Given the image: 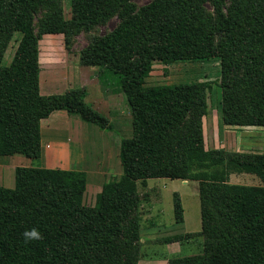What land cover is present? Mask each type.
<instances>
[{"label": "trees", "instance_id": "16d2710c", "mask_svg": "<svg viewBox=\"0 0 264 264\" xmlns=\"http://www.w3.org/2000/svg\"><path fill=\"white\" fill-rule=\"evenodd\" d=\"M69 1V18L56 15L36 35L34 13L55 0H0V59L13 32L21 34L9 64L0 63V157L38 162L15 167L13 187L0 186V264H138L139 225L132 213L141 204L137 181L145 185L148 178L198 184L200 231L162 242L187 243L199 234L201 248L171 255L167 264H264V153L203 147L204 83L143 86L153 60L218 56L222 122L264 126V0H230L228 15L222 14L225 0H150L139 7L127 0ZM117 10L116 26L88 42L78 59L102 67L100 82L123 94L132 135L120 142L122 173L104 181L95 204L86 206L84 171L39 165L40 120L56 109L100 126L104 118L74 88L40 94L38 40L61 33L66 45L71 25L90 26ZM243 64L250 66L246 78L239 74ZM233 172L260 184L229 182ZM172 197L174 222L181 223L180 198ZM33 228L42 239L26 241L23 233Z\"/></svg>", "mask_w": 264, "mask_h": 264}, {"label": "rangeland", "instance_id": "374dc122", "mask_svg": "<svg viewBox=\"0 0 264 264\" xmlns=\"http://www.w3.org/2000/svg\"><path fill=\"white\" fill-rule=\"evenodd\" d=\"M149 1L150 0H127L128 4L135 7L144 5ZM229 4L230 0H225L224 6L222 7V14L228 15ZM204 7L210 16L213 18L216 17L217 13H215L208 3H205ZM118 11L119 10L111 13L104 21L90 26L74 27L71 25L67 30L68 33L65 34L67 39L66 45L63 40L64 36L61 33H45L42 35L40 34L41 36L39 37V45L42 52L41 57L51 55L52 60L56 64L60 63L59 74L62 75L64 73L62 68H65L62 64L67 63L68 65V78H65V75L60 76L55 70L52 72L54 79H48V88H50V84L52 83V93H61L66 89L74 88L79 92H82L84 101L104 118L103 126H100L81 119L77 114H70V134L72 140L77 141V145L76 143H73L76 145V149H72L69 152L71 168L68 170H82L85 172V189L82 193V203L86 206H93L95 204L96 196L101 190V185L104 181L116 179L122 173L119 159L120 142L122 139L129 138L132 135L131 114L125 103L123 94L121 92L112 91L100 82L98 74L103 70L102 67L85 66L89 70L84 72L78 59L79 51L88 42L97 39L116 26L119 22ZM58 14H61L64 19L69 18V0H55V5L53 7L38 8L34 13L32 22L34 33L37 35L41 28L42 30L45 29V24ZM221 36L222 32H216L214 35V43H217ZM20 37L21 34L19 32H13L3 50L0 59L1 65L6 66L9 64ZM44 38H47L45 44H52L51 48L45 47ZM49 40H52V42ZM46 48L49 50L46 51ZM48 51L52 52L49 53ZM249 69L250 66L243 64L242 68L239 70L240 76L246 78ZM193 82H202L206 85V107L205 112L201 117L203 147L207 150L223 149L224 151H234V144L236 141V139L234 140V130L237 128L235 126L238 125H228L226 127V135L225 131L223 133L224 137L217 134L215 129L218 121L222 118V88L220 86L221 63L218 56L181 59L170 63L153 60L151 69L148 75L144 78L143 86ZM40 86H46L45 83H41V79ZM211 129H213L212 132ZM211 136H213V148H210V145H212ZM258 136L260 137L256 141L259 146H257L255 150L264 151V133H261V135L258 134ZM242 137L243 135H241V138ZM243 140L245 141L246 139ZM237 143L240 142L237 141ZM236 152L252 151L240 149ZM20 157L22 163L19 166L38 165L36 160H30L25 156ZM14 164L19 163H14V160L9 159L8 163H5V166L2 169L4 187L11 188L14 185V168L12 167ZM216 167L220 169L221 165H217ZM227 179L229 182L245 185L260 184L253 175L244 173H230ZM159 183L167 185L162 188L161 185L158 186ZM195 184L198 188L197 182ZM188 187L194 188V184H190ZM171 188H177V190L182 191L183 184H181L178 179L170 180L168 178H148L145 185H142L137 181V189L140 194V203H142V207L139 206L132 215L137 219L139 225L138 246L139 254L142 255V257L166 256L164 244L162 242L163 237L171 234L173 230H175V232H181L183 230L180 225L174 223L172 211L173 193H170L169 191ZM157 195H159V197ZM151 197L153 200L158 201L159 199L160 207L162 208V213L159 215L153 213L152 216L148 213L147 201ZM151 218L155 223H163L162 231H157L155 233L148 232V224L151 222ZM157 229L158 227L156 230ZM163 230H165V232ZM201 242L202 236L197 234L187 243H182L180 255L194 254L198 252L201 248ZM170 256L171 255H169V257Z\"/></svg>", "mask_w": 264, "mask_h": 264}, {"label": "crops", "instance_id": "0c3cea01", "mask_svg": "<svg viewBox=\"0 0 264 264\" xmlns=\"http://www.w3.org/2000/svg\"><path fill=\"white\" fill-rule=\"evenodd\" d=\"M55 34H60V33H55ZM45 41H47V38H44V44H45ZM49 41L52 42V40H49ZM39 44H40V39L38 40V47H39L38 63L40 67L39 75H38L39 92L42 95L62 94L66 90H64V92H61V93L60 92L52 93V87H51L52 83L50 84V88H48L49 87L48 79L50 78L54 79V76L52 74L54 70L59 74V64L60 63L56 64L52 60L51 55L41 57L42 52H41V48ZM45 45H46L45 47H48V48H51L52 46V44H45ZM47 50L49 49L46 48V51ZM48 52L51 53L52 51H48ZM62 65L65 67V68H62L64 73L63 75L62 74H59V75L60 76L65 75V78H68L69 77L68 76V65L67 63H63ZM81 67H83L84 72H87L89 70L85 66L81 65ZM40 79H41V83H45L46 86H43V87L40 86ZM220 121H218L217 127L215 128L216 133L224 137L223 133L225 131V135H226V127L228 125H225L222 123V121L221 122ZM69 125H70V114H68L67 111L64 109L53 110L50 112V114L47 117L42 118L40 120V138H41L40 141H41L42 156H41L39 165L47 167V168H60V169H70L71 168L69 152L72 149H76L77 141L72 140ZM235 127L237 128L234 130L235 132L234 140L236 139L235 144H234L235 145L234 151H237V150L239 151L241 149V150L252 151L253 153H264V151L255 150L257 146H259L258 142L256 141L260 137L258 136V134L261 135V133H264V129H263L264 126L247 125V126H235ZM212 131L213 129H211V132ZM203 132H204V129H203ZM241 135H243L242 138H241ZM212 138L213 136H211L212 145H210L211 146L210 148L214 147ZM243 139H246V140L244 141ZM237 141H239L240 143H237ZM73 143H76V145ZM246 145H249V146H246ZM20 156L22 155L14 154V155L0 157V186H3V170L2 169L4 168L5 163H8L9 159L14 160V163H19V164L12 165V167L15 169V167L21 165L22 163L21 162L22 159ZM244 174H247V173H244ZM170 180H175V179H170ZM194 182L196 183L197 181L180 180V183L183 184L182 191L177 190V188H171L169 190L170 193L176 192L178 194L180 201H181L182 209H183V220L181 223H176V225H180L182 227L181 229L183 230L181 232H175V230H173L171 234L185 233V232H199L201 229L198 188ZM163 184L159 183L158 186L161 185L162 188L166 187L167 184L166 185H163ZM190 184H194V188H189L188 186ZM157 191H158V188H157ZM159 195L157 196L159 197ZM140 207H142V203L140 204ZM147 210L149 211L148 213L151 214L152 216H153V213H155L156 215H159L160 213H162V208L160 207L159 199L157 201V200H153V198L151 197L147 201ZM157 227L158 229L156 230ZM162 228H163V223H155L151 218V222L148 224V232L150 231L151 233H155L157 231H162L161 230ZM163 231L165 232V230ZM163 244H164V250H165L166 256H154V257L143 256L139 258L138 264H167V257H169V255L180 254L181 243L168 242V243H163Z\"/></svg>", "mask_w": 264, "mask_h": 264}, {"label": "clouds", "instance_id": "9594fccd", "mask_svg": "<svg viewBox=\"0 0 264 264\" xmlns=\"http://www.w3.org/2000/svg\"><path fill=\"white\" fill-rule=\"evenodd\" d=\"M23 236H24L26 241L42 239L41 233L35 228H33V229L29 230V231H25L23 233Z\"/></svg>", "mask_w": 264, "mask_h": 264}, {"label": "bare ground", "instance_id": "6f19581e", "mask_svg": "<svg viewBox=\"0 0 264 264\" xmlns=\"http://www.w3.org/2000/svg\"><path fill=\"white\" fill-rule=\"evenodd\" d=\"M52 87V86H51Z\"/></svg>", "mask_w": 264, "mask_h": 264}]
</instances>
